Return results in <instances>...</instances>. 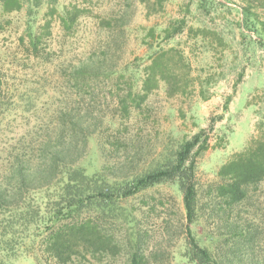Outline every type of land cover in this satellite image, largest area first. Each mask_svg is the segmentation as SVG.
Listing matches in <instances>:
<instances>
[{"label":"rangeland","instance_id":"rangeland-1","mask_svg":"<svg viewBox=\"0 0 264 264\" xmlns=\"http://www.w3.org/2000/svg\"><path fill=\"white\" fill-rule=\"evenodd\" d=\"M19 1L6 10L0 0V185L13 182L14 165L34 166L48 144L69 142L76 147L68 160L89 174L131 180L216 119L197 158L191 228L223 264H264V179L226 212L217 193L221 167L264 142V42L244 23L248 2L166 0L154 12L141 0ZM64 6L81 14L71 30L59 20ZM115 208L94 217L119 246L80 253L73 264H131L137 234L142 264H199L187 254L176 182ZM30 227L17 228L22 247L11 264H44L41 229Z\"/></svg>","mask_w":264,"mask_h":264},{"label":"trees","instance_id":"trees-1","mask_svg":"<svg viewBox=\"0 0 264 264\" xmlns=\"http://www.w3.org/2000/svg\"><path fill=\"white\" fill-rule=\"evenodd\" d=\"M141 1L150 10L158 8L154 11L158 12L164 8L166 0ZM246 2L242 9L244 23L251 25L264 42V0ZM20 6L19 0L4 2L6 10H15ZM77 8H62L59 20L64 29L71 30L75 26L81 16ZM258 8H262V11H258ZM54 10H57L56 7ZM38 40L37 37L31 39L34 47ZM2 87L0 70V97ZM214 121L216 119L209 128L201 129L184 141L172 158L165 159L157 167L131 180L112 181L99 171L89 174L83 166L76 165L78 159L68 160L76 147L72 142L55 148L48 144L43 161L34 166L14 165L13 182L6 187L0 185V264H11L19 254L22 244L18 243L17 228L30 230L32 224L41 229L44 264H73L80 253H96L106 251L107 246H119L118 242L107 238L94 214L104 217L116 209L121 198L165 181L176 182L183 193L189 259L199 264H223L207 246L199 243L191 228L199 219L197 158L209 146ZM258 143L219 170L222 182L217 187L220 198L218 206L224 212L243 202L251 186L264 179V142ZM34 195L36 197L32 200ZM140 237V234L134 235L131 264H142L147 258Z\"/></svg>","mask_w":264,"mask_h":264}]
</instances>
